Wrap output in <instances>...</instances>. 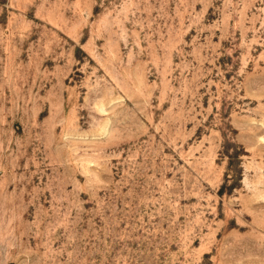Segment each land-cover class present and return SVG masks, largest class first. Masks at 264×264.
I'll list each match as a JSON object with an SVG mask.
<instances>
[{
	"label": "rangeland",
	"instance_id": "1",
	"mask_svg": "<svg viewBox=\"0 0 264 264\" xmlns=\"http://www.w3.org/2000/svg\"><path fill=\"white\" fill-rule=\"evenodd\" d=\"M0 264H264V0H0Z\"/></svg>",
	"mask_w": 264,
	"mask_h": 264
}]
</instances>
